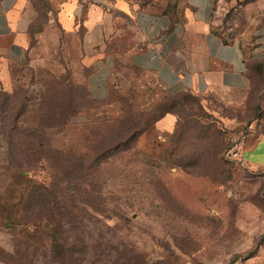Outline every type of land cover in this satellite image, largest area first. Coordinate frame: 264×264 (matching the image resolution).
<instances>
[{
  "label": "rangeland",
  "instance_id": "374dc122",
  "mask_svg": "<svg viewBox=\"0 0 264 264\" xmlns=\"http://www.w3.org/2000/svg\"><path fill=\"white\" fill-rule=\"evenodd\" d=\"M234 7L214 23L228 37ZM57 52L59 62L17 66L0 88V264H264V172L239 156L262 116L255 63L248 96H189L166 128L139 111L151 102L133 86L113 87L110 102L85 98ZM115 67L117 79L154 87L126 59ZM39 140L62 152L53 167L35 162Z\"/></svg>",
  "mask_w": 264,
  "mask_h": 264
},
{
  "label": "crops",
  "instance_id": "0c3cea01",
  "mask_svg": "<svg viewBox=\"0 0 264 264\" xmlns=\"http://www.w3.org/2000/svg\"><path fill=\"white\" fill-rule=\"evenodd\" d=\"M234 2L0 0V88L12 87L17 66L59 62L60 49L78 81L101 103L107 102L113 87L128 85L139 90L150 107L164 94L180 92L248 96L251 66L264 63V0H241L237 7ZM229 6L238 12L230 37L214 26L217 15ZM118 57L154 87L148 80L134 85L129 77L117 79ZM174 122L168 113L156 126L169 128ZM239 148L251 170L264 172V103L262 116Z\"/></svg>",
  "mask_w": 264,
  "mask_h": 264
},
{
  "label": "trees",
  "instance_id": "16d2710c",
  "mask_svg": "<svg viewBox=\"0 0 264 264\" xmlns=\"http://www.w3.org/2000/svg\"><path fill=\"white\" fill-rule=\"evenodd\" d=\"M24 65H22V66H24ZM255 65H256L255 67L261 71V77L264 78V76L262 74V68H264V63H255ZM22 66H20V67H22ZM15 68H17V67H15ZM15 68H13V70H12V72H13V79L15 78V75H14V69ZM251 68H252V66H251ZM252 79H253V76H252ZM76 81H77L76 84L84 87V89H85V98H87L88 100H92L94 102H98V103L101 104V102L97 101L96 99H94V98H92L90 96V94L87 91L86 85L84 83L79 82L77 78H76ZM253 81H254V79H253ZM252 88H253V86H252ZM1 90L4 91L3 89H1ZM111 92H112V90L110 91V95L112 94ZM250 92H252V89H251ZM110 95H109V98H108L107 102H110L109 101ZM193 95H195V94H193L191 92H180V93H175V94H164L149 109L141 108L139 110L137 107H134V108L137 109V110H139V111H141V112H143V113H145V115L148 116V118L151 121L156 122V121H158L159 119H161L164 115H166L168 113L174 114V115L177 114V112L180 110V107L183 104L182 103V100H184L185 98H187L189 96H193ZM261 109H262V114H263V106H262ZM5 112H6V107L3 106V105H0V115H2L1 116V122H4L5 121V114H4ZM21 116H22V114L18 117L17 120H15V122H16L17 125H22L23 126L24 121L21 119ZM61 117H64V115L63 116L61 115ZM112 117L113 116H105L103 119H104V121L110 120V119H115V118H112ZM118 118L121 119L122 117L120 116ZM256 119H259V117H257ZM66 120H67V122L69 121V119H66ZM125 121L126 120L120 122V125H121L120 126V130L123 129V126L126 123ZM22 126H20V127H22ZM38 127L39 128L41 127L40 129L42 130V128L49 127V125H43V124H41V122L40 123L38 122ZM143 129L144 128H142V124L141 123H138L137 125H135L134 133H136L138 130L140 132ZM17 130H18V126L15 125V127L12 128V131L14 132V131H17ZM37 145H38L40 151H37V153L35 154L37 156V159L35 160V162H37V163L38 162H40V163H46L49 167H53L54 166V163H55L54 162L55 157L57 158L58 157L57 155L62 154V152L61 151H52V150L47 149L46 146H45V144H44V142L41 141V140H39L37 142ZM29 164L30 165H34V162H30L29 161ZM34 186H36V185H34ZM38 188H44V186L43 187L42 186H39ZM41 194L43 196H47L45 192H41ZM27 227L29 229H33V230H38L40 228L39 225L36 224V223H34V222L27 223ZM53 237L56 239V237L54 235H53ZM251 254H252V252L249 253L247 255V257L251 256Z\"/></svg>",
  "mask_w": 264,
  "mask_h": 264
},
{
  "label": "built area",
  "instance_id": "2783aa9c",
  "mask_svg": "<svg viewBox=\"0 0 264 264\" xmlns=\"http://www.w3.org/2000/svg\"><path fill=\"white\" fill-rule=\"evenodd\" d=\"M240 156V155H239Z\"/></svg>",
  "mask_w": 264,
  "mask_h": 264
}]
</instances>
